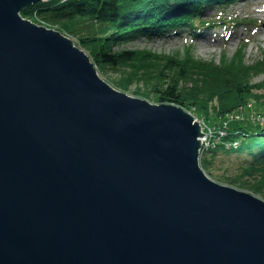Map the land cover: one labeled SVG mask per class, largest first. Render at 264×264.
Masks as SVG:
<instances>
[{
  "label": "water",
  "instance_id": "water-1",
  "mask_svg": "<svg viewBox=\"0 0 264 264\" xmlns=\"http://www.w3.org/2000/svg\"><path fill=\"white\" fill-rule=\"evenodd\" d=\"M0 0V264H264V200L199 166L182 107L112 88Z\"/></svg>",
  "mask_w": 264,
  "mask_h": 264
},
{
  "label": "trees",
  "instance_id": "trees-1",
  "mask_svg": "<svg viewBox=\"0 0 264 264\" xmlns=\"http://www.w3.org/2000/svg\"><path fill=\"white\" fill-rule=\"evenodd\" d=\"M232 1L236 0H47L23 9L20 15L71 38L103 70H116L133 63L134 80L124 82L107 76L116 88L157 104L195 110L200 116L210 108L216 118H221L254 96L253 89L264 91V80L250 84L251 76L264 70V56L245 64L239 52L231 59L213 64L194 58L188 49L181 55H163L140 49L114 50V47L133 38L167 35L179 29L202 33L223 24L220 18L205 17V9L213 3L227 5ZM143 57L154 61L150 73L145 65L138 64ZM232 139L240 141L237 147L201 155L199 166L218 183L264 198V126L233 125L226 132V140ZM220 152L240 160L235 173L212 172L211 163Z\"/></svg>",
  "mask_w": 264,
  "mask_h": 264
},
{
  "label": "rangeland",
  "instance_id": "rangeland-1",
  "mask_svg": "<svg viewBox=\"0 0 264 264\" xmlns=\"http://www.w3.org/2000/svg\"><path fill=\"white\" fill-rule=\"evenodd\" d=\"M204 15L207 18H220L223 24H217L212 28L204 29L202 33L191 34L186 29H179L177 33L173 32L167 35H154L148 38L137 37L116 45L114 50L122 48L140 49L156 54L181 55L188 49L194 58L213 64H218L225 58L231 59L233 55H237L239 52L243 55V62L245 64H252L264 56V0H236L227 5L213 3L205 9ZM33 23L41 25L37 22ZM214 34L217 36L214 37ZM69 39L72 40L71 38ZM72 42L74 46L81 49L73 40ZM83 52L93 62L91 55L84 50ZM141 63L145 65L149 73L151 72L150 69L155 67L153 64L154 61L148 57L140 58L138 64L142 66ZM149 63L150 67L147 66ZM94 66L100 78L106 81L112 88L124 92L129 96L137 97L129 91L116 88L113 86L115 83L113 85L111 84L112 80H118L120 78L124 82L134 80L132 73L136 70H133L135 68L133 63L121 65L116 70L110 68L103 70L97 64H94ZM107 76L112 80L107 79ZM263 80L264 70L252 75L250 84L257 85ZM132 88L131 86L130 89ZM252 94H255L256 97L254 95L247 98L246 102L241 104L238 109L221 118H216L214 116L215 113L210 108L201 116L195 110L190 111L183 108L193 117L194 121L199 123L200 132L203 133L202 136L198 137L202 143H200L199 148L201 151L199 153V159L201 155H205L211 151H219L222 148H232L239 145L240 141L238 139L226 140V132L228 134L229 127L238 123L264 126V91L255 88L252 90ZM138 98L145 99L152 104H157L143 97ZM235 141L237 144L233 146ZM239 165L240 160L238 158L226 156L221 152L217 154L211 163L212 172L218 175L222 173L233 174ZM235 188L251 193L245 189ZM259 198L264 200V198Z\"/></svg>",
  "mask_w": 264,
  "mask_h": 264
},
{
  "label": "built area",
  "instance_id": "built-area-1",
  "mask_svg": "<svg viewBox=\"0 0 264 264\" xmlns=\"http://www.w3.org/2000/svg\"><path fill=\"white\" fill-rule=\"evenodd\" d=\"M200 143H201V140H200ZM202 144V143H201ZM237 144V142L235 141V144L233 146H235Z\"/></svg>",
  "mask_w": 264,
  "mask_h": 264
},
{
  "label": "bare ground",
  "instance_id": "bare-ground-1",
  "mask_svg": "<svg viewBox=\"0 0 264 264\" xmlns=\"http://www.w3.org/2000/svg\"><path fill=\"white\" fill-rule=\"evenodd\" d=\"M58 31V30H57ZM217 36L216 34H214V37Z\"/></svg>",
  "mask_w": 264,
  "mask_h": 264
},
{
  "label": "clouds",
  "instance_id": "clouds-1",
  "mask_svg": "<svg viewBox=\"0 0 264 264\" xmlns=\"http://www.w3.org/2000/svg\"><path fill=\"white\" fill-rule=\"evenodd\" d=\"M201 151L199 150V153H200Z\"/></svg>",
  "mask_w": 264,
  "mask_h": 264
}]
</instances>
